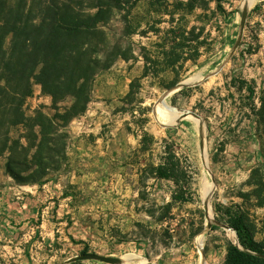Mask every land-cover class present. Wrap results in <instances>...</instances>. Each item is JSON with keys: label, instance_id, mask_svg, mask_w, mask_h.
I'll return each instance as SVG.
<instances>
[{"label": "rangeland", "instance_id": "obj_1", "mask_svg": "<svg viewBox=\"0 0 264 264\" xmlns=\"http://www.w3.org/2000/svg\"><path fill=\"white\" fill-rule=\"evenodd\" d=\"M186 1L137 0L116 11L112 39L129 58L94 77L86 111L68 125L66 157L42 183H17L8 152L0 156V264H60L87 252L119 264H225L236 233L223 227L218 205L240 208L264 243V135L252 110L264 88L263 0H223V11L214 2L190 10ZM164 100L198 117L170 123ZM50 106L34 84L25 114L53 113ZM27 132L19 125L9 135L26 145ZM144 132L154 136L151 152L138 150ZM164 140L188 159L191 201L172 202L173 183L146 169Z\"/></svg>", "mask_w": 264, "mask_h": 264}, {"label": "trees", "instance_id": "obj_2", "mask_svg": "<svg viewBox=\"0 0 264 264\" xmlns=\"http://www.w3.org/2000/svg\"><path fill=\"white\" fill-rule=\"evenodd\" d=\"M136 1L0 0V156L8 152L6 172L17 183L40 184L42 175L65 159L68 125L86 111L94 77L118 58H129L122 45L113 41L111 23L116 11ZM222 1L187 0L186 5L190 10H207L214 2L223 11ZM263 4L264 0L256 8ZM34 84L50 97L53 113L39 108L32 116L25 114L24 103ZM249 91L254 93L253 88ZM132 96L133 82L124 100ZM68 98L69 105H60ZM252 110L264 135V88L259 106ZM19 125L28 129L20 136L26 145L10 138V129ZM153 143L154 136L144 132L138 150L151 152ZM146 167L150 177L173 183L172 202L192 200L191 166L170 143L164 140L159 161ZM218 206L239 243L228 244L225 264H264V243L255 239L247 216L240 208Z\"/></svg>", "mask_w": 264, "mask_h": 264}, {"label": "water", "instance_id": "obj_3", "mask_svg": "<svg viewBox=\"0 0 264 264\" xmlns=\"http://www.w3.org/2000/svg\"><path fill=\"white\" fill-rule=\"evenodd\" d=\"M247 10H248V8H242V11H241L239 39L241 38V36L243 34L244 27H245V22H246V18H247ZM186 112L187 113L184 114V116H182V117H186L188 115L198 117V115H196L193 112H190V111H186ZM205 209H206V207H205ZM207 226L210 227L211 223L208 222ZM223 227L226 229H232L230 226H228L226 224H223ZM233 244L239 245L238 240H237V235H236V242ZM85 259L99 260L101 262H105V263H109V264H119L121 262V259L119 257H111V256H107V255H101V254H97V253L87 252V253H81L80 255H76L74 257H71V258L67 259L66 261H64L60 264H69V263H72L75 261L85 260ZM148 264H152V263H148Z\"/></svg>", "mask_w": 264, "mask_h": 264}, {"label": "bare ground", "instance_id": "obj_4", "mask_svg": "<svg viewBox=\"0 0 264 264\" xmlns=\"http://www.w3.org/2000/svg\"><path fill=\"white\" fill-rule=\"evenodd\" d=\"M256 0H244L241 5L242 7H249V6H252L254 3H255ZM162 105H163V115L168 118L169 122L172 123L174 121H176L177 117L181 116V115H184L186 114L187 110H183V109H177V108H174L170 105H168L165 100L162 102ZM189 114V113H188ZM202 161L204 164L207 163V158H206V154L205 152L202 153ZM208 189L210 190V187L211 186H207ZM202 188V187H201ZM203 191V190H202ZM211 191V190H210ZM204 198V197H203ZM203 202V201H202ZM207 202V201H206ZM206 204V203H205ZM209 214V209H208V212ZM210 215V214H209ZM209 219V218H208ZM230 231V230H229ZM234 234V233H233ZM234 239H236L235 235H234ZM200 241V240H199Z\"/></svg>", "mask_w": 264, "mask_h": 264}]
</instances>
